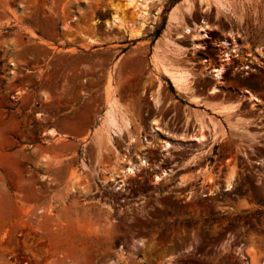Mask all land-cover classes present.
I'll return each mask as SVG.
<instances>
[{
	"label": "rangeland",
	"instance_id": "1",
	"mask_svg": "<svg viewBox=\"0 0 264 264\" xmlns=\"http://www.w3.org/2000/svg\"><path fill=\"white\" fill-rule=\"evenodd\" d=\"M147 5L0 0V264H264V0Z\"/></svg>",
	"mask_w": 264,
	"mask_h": 264
},
{
	"label": "bare ground",
	"instance_id": "2",
	"mask_svg": "<svg viewBox=\"0 0 264 264\" xmlns=\"http://www.w3.org/2000/svg\"><path fill=\"white\" fill-rule=\"evenodd\" d=\"M133 3L135 5V9L133 12H136L138 8L143 6V9L146 10L148 8L147 0H128V3ZM121 10L120 14H115L114 19L120 21L122 23L121 28L125 29L127 34L132 37L136 38L141 35L143 22L139 21L138 16L134 14H128L126 9L122 6L118 5ZM113 25V24H112ZM111 26V25H110ZM114 26H118L117 22L114 20ZM112 27V28H113ZM88 40V37H85ZM88 42V41H87ZM161 69L173 80L174 84L177 86H188L187 82L188 75L182 67L175 64L173 61L170 60H162L160 63ZM190 78V77H189ZM188 80V81H187ZM190 85V84H189ZM105 128L108 135H117L120 134L123 130H126L130 127V119L128 118L127 114L121 111L117 105L115 106L113 102L109 105L108 109L106 110V116L104 120ZM202 129V128H201ZM52 133V129L49 130ZM205 135H201L200 139H204ZM133 166L128 165L125 167V172H132ZM230 185V182H228Z\"/></svg>",
	"mask_w": 264,
	"mask_h": 264
},
{
	"label": "crops",
	"instance_id": "3",
	"mask_svg": "<svg viewBox=\"0 0 264 264\" xmlns=\"http://www.w3.org/2000/svg\"><path fill=\"white\" fill-rule=\"evenodd\" d=\"M108 104H109V103H108ZM113 104L116 106L115 103H113ZM118 105H119V104H118ZM108 107H109V105H107L106 109L104 110V115H103V117H102V119H101L102 128L105 126V124H104V126H103V122H104L105 113H106V110L108 109ZM117 107H118V106H117ZM118 108H119V107H118ZM92 124H93L92 116H91L90 112H88V132L91 130V135H89V133H88V141H90V139L93 137L92 133H94V131H93V129H92ZM48 134H52L55 138H57V134H59V133L56 132L55 130H54L53 133H50L49 130H48ZM83 138H84V137H79L80 140H83ZM68 143H70V144H76L77 141H76V140H70Z\"/></svg>",
	"mask_w": 264,
	"mask_h": 264
},
{
	"label": "water",
	"instance_id": "4",
	"mask_svg": "<svg viewBox=\"0 0 264 264\" xmlns=\"http://www.w3.org/2000/svg\"><path fill=\"white\" fill-rule=\"evenodd\" d=\"M232 183H230V185L228 184V180L227 179H224L223 182H222V185L224 188L228 189L229 186H231Z\"/></svg>",
	"mask_w": 264,
	"mask_h": 264
},
{
	"label": "trees",
	"instance_id": "5",
	"mask_svg": "<svg viewBox=\"0 0 264 264\" xmlns=\"http://www.w3.org/2000/svg\"><path fill=\"white\" fill-rule=\"evenodd\" d=\"M159 34H160V31H157V32L155 33V36L157 37V36H159Z\"/></svg>",
	"mask_w": 264,
	"mask_h": 264
}]
</instances>
